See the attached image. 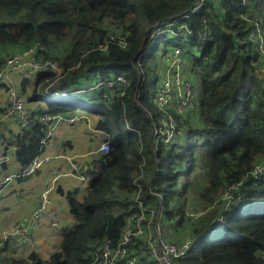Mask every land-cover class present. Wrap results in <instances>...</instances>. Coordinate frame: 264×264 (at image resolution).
Returning <instances> with one entry per match:
<instances>
[{"label":"trees","instance_id":"1","mask_svg":"<svg viewBox=\"0 0 264 264\" xmlns=\"http://www.w3.org/2000/svg\"><path fill=\"white\" fill-rule=\"evenodd\" d=\"M196 5L197 0H0V54L39 42L43 49L35 55L60 66L58 81L48 89L44 85L54 71L18 73L27 105L37 103L40 114L67 116L88 109L109 144L106 153L91 160L83 194L77 197L80 186L66 193L72 223L62 228L58 247L47 258L35 251L9 258L3 257L5 244L0 261L97 264L91 253L102 240L117 242L125 215L137 209L127 194L136 191L144 205L159 209L161 203L162 220L169 226L190 221L189 248L177 264L264 262V174L255 180L245 177L264 157V69L258 70L262 64L248 41L256 24L264 38V0H204L195 10ZM242 13L248 21L238 17ZM173 18L188 25L187 36L159 33L149 38ZM121 37L125 47L119 45ZM151 40L156 49L150 48ZM158 46L166 53L181 48L192 59L199 83L195 110L171 113L175 133L183 132L173 144L162 140L163 128L153 136L169 113L150 105L159 79L150 59ZM96 72L131 76L124 95L81 94L80 84L91 83ZM61 89L67 93L61 95ZM45 130L40 123L21 134L0 130L1 139L14 138L19 168L42 152L39 140ZM185 208L200 210V217L188 218ZM146 245L143 238L131 244L143 252L136 264H157L146 255Z\"/></svg>","mask_w":264,"mask_h":264},{"label":"built area","instance_id":"2","mask_svg":"<svg viewBox=\"0 0 264 264\" xmlns=\"http://www.w3.org/2000/svg\"><path fill=\"white\" fill-rule=\"evenodd\" d=\"M215 2L216 0H212ZM204 0H197L195 10L203 4ZM238 17L248 21L246 13L238 14ZM179 18L168 19L160 24L151 32L150 37L159 33H168L171 36L185 37L190 33L187 24L180 23ZM149 37V38H150ZM248 41L253 50L258 54V62L264 67V38L257 24L255 28L249 31ZM119 45L125 47L126 43L121 37ZM43 49V45L39 42L34 43L28 48L11 51L2 54V63L0 65V86L7 90L5 104L3 106L2 117H13L18 126L20 134L35 123H40L46 126L45 134L40 138V148L45 146L51 139L53 130L62 121H74L76 116H64L61 113H43L28 111L26 108V98L20 89L16 87L11 79V74L14 72L27 71V73H37L44 70H52L55 72L53 79L47 80V87L53 86L59 79L60 66L56 60L41 59L35 55V51ZM168 61L165 66L163 75H161L156 83L155 89L151 96L153 106L162 111H168L167 117L162 119V126L157 127L153 132L155 138L158 131L162 128L165 132V137L162 139L166 144L176 142L177 136H182V131L175 133V122L171 113L181 114L189 110H195L199 101V83L188 77L182 72L185 53L181 48L171 47L169 50ZM137 74H141L138 69ZM129 84V79L125 74H116L112 72L101 73L96 72L91 79V89L94 91H102L108 94L112 99L124 95L125 89ZM48 89V88H45ZM61 95L66 94V89L60 90ZM89 111L88 109H86ZM85 109L81 111L87 112ZM91 113V112H89ZM92 114V113H91ZM14 136V135H13ZM107 134L100 135L101 142L98 146V152L106 153L109 148ZM0 142L4 145L3 155L0 156V167L7 161L10 154L15 150L14 138L1 139ZM11 142V144H10ZM49 159V157H41L36 155L25 166L7 172L0 178V189L9 184L13 179L25 178L33 175L40 168L41 164ZM264 174V157L257 160L245 177L251 180L258 179ZM74 176L78 180L85 182L90 178L89 168H76ZM231 185V188H236L239 183ZM49 189L43 190L36 200L33 209L31 210L27 221L13 227L10 231H3L0 235V249L9 241L13 242L17 247H30L33 245V229L41 225L44 216L47 214L46 203L48 202ZM230 194V191H228ZM137 209L130 210L125 215L124 226L120 237L116 243L111 244L108 240H102L91 253L92 263L97 264H136L138 256L143 254L142 251L137 252L131 248V244L138 238H143L146 242V255L154 260L157 264H177L179 258L185 255L189 248V241L176 243L169 241L164 230L160 227L159 220H155L150 225V210L147 205L141 203L138 199L139 194H135ZM185 215L190 219H197L201 215L198 209H186ZM53 225H56L53 222ZM260 257L264 259V249L260 252ZM264 264V262L262 263Z\"/></svg>","mask_w":264,"mask_h":264},{"label":"crops","instance_id":"3","mask_svg":"<svg viewBox=\"0 0 264 264\" xmlns=\"http://www.w3.org/2000/svg\"><path fill=\"white\" fill-rule=\"evenodd\" d=\"M170 48H168V50ZM10 50L11 48L6 49V51ZM1 55L2 53L0 54V57ZM168 55L169 52L167 51V53L165 54L164 66H161V69L158 71H161L160 75H163L164 73L165 66L168 61ZM188 60L189 59L186 54L184 57L183 73L186 77L195 81L197 78L194 76V74H192L191 70L187 71L185 69V64H187ZM22 72H24L25 75H31V73H27V71ZM17 76L18 73L14 72L11 74V79L16 85V87L20 89L19 80L17 79ZM83 83H86V85L84 86H87L88 81ZM1 87L2 89L4 88L3 90L6 89L3 86ZM2 89H0V107L4 106V102L6 100L7 95V91L5 90L4 92ZM89 89H91V87H89ZM81 94L83 93L81 92ZM26 108L32 112H39V110L41 109V107H39L38 104L35 102H31L27 105V101ZM81 111L82 110H80V113L77 115H71V117H77L74 121L70 122L64 120L59 123V125L53 130L51 139L48 141V143L45 144L42 152L40 153L41 157H49V159L45 160L40 166L41 168L46 164V167L44 169V176L41 179L38 178L34 180L33 187L30 190L33 193L32 201L30 206L25 210V218L21 222L23 223L25 220L27 221L31 210L35 205L36 200H38L39 194L43 190L49 189V200L46 203L47 214L44 216L41 225L33 229V245L30 247L17 248L13 242L9 241L8 243H6V245L8 246L5 250L3 257L10 258L11 256L15 255V253L35 251L40 257L47 258L48 254L53 249L58 247V244L61 239L62 228L71 225L72 217H70V214L68 213L69 216H65L62 214L64 212V207L61 205V197L64 194L66 198L67 191L72 190L76 186H80L81 188L77 195H79L80 197L83 194V191L85 190L84 186L86 185L87 181L82 182L78 180V178L74 176L75 169L92 168L91 160L96 154H98V146L101 142V130L95 128L94 126L95 119L93 113L91 111L86 110L87 112H84L83 114L81 113ZM89 112H91L92 114ZM0 130L4 133V135H8L9 133L15 134L19 132V126L17 124L16 127L15 119L13 120L12 118H3L1 112ZM3 150L4 145L0 142V156L3 155ZM14 151L15 150H13V152L10 154L7 161L1 165L0 178L4 172L13 171L20 167L16 160H14ZM5 186H3L0 190H2ZM3 194L5 196V203H8L10 200H13V202L17 203L22 202L26 199V193L21 190L20 186L16 187V185L10 186V188L6 189ZM145 205H147L150 210V225H152V223H154V221L157 219L160 223L163 224L164 221L162 220L161 203L159 209L156 208V206L154 205ZM186 209L194 208H185V210ZM45 219H49V223L43 224V221ZM53 222H55L56 225H53ZM13 227H15V225H9L7 230L2 229V231H10ZM166 237L168 238V234ZM0 264H4V262L1 260Z\"/></svg>","mask_w":264,"mask_h":264},{"label":"rangeland","instance_id":"4","mask_svg":"<svg viewBox=\"0 0 264 264\" xmlns=\"http://www.w3.org/2000/svg\"><path fill=\"white\" fill-rule=\"evenodd\" d=\"M139 28H140V37L142 38L144 28L141 25ZM114 32L119 33L117 30ZM153 36L150 37V39L153 38ZM154 44H155V41L151 40L149 42L150 48L155 46V49H156V44L155 45ZM60 46H63V45H60ZM163 51H164L163 47L158 46L157 50L154 53V57L150 59L152 62L154 61V63H155L154 70L156 73L161 69V66H164V63H165L166 52L165 51L163 52ZM154 58H155V60H154ZM191 62H192V59L187 61V64H185V69L187 71L191 70L192 74H194L193 65ZM261 69H264V67L259 65L258 70H261ZM139 70L141 71L140 68H139ZM160 72L157 73L159 77L161 76ZM182 72H183V67H182ZM18 76H20V75H18ZM194 76L196 77L197 75L194 74ZM130 77H128L129 80H131ZM84 85H86V83L80 84L81 90H84V92H82L83 94L92 93V92L94 93V91H92L93 89H89L90 82H88L87 86H84ZM42 87H43V85L40 87V89H42ZM44 88H48V87L44 85ZM150 101H151V98H150ZM150 105L152 108H155L151 102H150ZM28 111H29V109H28ZM11 118L14 120L13 117H11ZM15 125L17 127L16 120H15ZM72 128H74V127H72ZM13 157L15 160V156H13ZM45 167H46V164L44 166H42L36 173H34L30 177L13 179L9 185L5 186L2 190H0V235L3 233L2 229L7 230L9 225L18 226V225H22L26 222V220H25L23 223H21L25 218V210L30 206L31 201H32L33 193L30 190L33 187L34 180L38 179V178L41 179L44 176ZM7 172L8 171L4 172L1 175V177L3 175H5ZM13 185H16V187H19V186L21 187V190H23V192L26 193V199L23 200L22 202H17V203L13 202V200H10L8 203H5L4 202L5 196L3 193L6 189L10 188V186H13ZM135 194H137L136 191H135V193L127 194L128 201L133 200L135 197ZM77 197H79V195H77ZM60 201H61V205L64 207V212L62 214L65 216H69V214H70V212L68 211L69 206H68V202H67L64 194L62 195ZM70 217H71V214H70ZM45 223H49V219H45L43 221V224H45ZM160 227H162L166 236L168 234L169 240L171 239L172 241H176V242L180 241L179 243H182L185 240L190 239V234H191L190 232L192 229H191V223L189 220H186L179 227H171L164 221L163 224L160 223Z\"/></svg>","mask_w":264,"mask_h":264},{"label":"clouds","instance_id":"5","mask_svg":"<svg viewBox=\"0 0 264 264\" xmlns=\"http://www.w3.org/2000/svg\"><path fill=\"white\" fill-rule=\"evenodd\" d=\"M57 62H58V61H57ZM141 72H142V71H141ZM17 73H19V72H17ZM31 74H33V73H31ZM157 81H158V80H157ZM80 91H81V92H84V90H81V89H80ZM66 93H67V92H66ZM62 115H63V114H62ZM99 153H100V152H99ZM90 171H91V169H90ZM87 182H88V181H87ZM184 212H185V211H184ZM187 241H189V240H187Z\"/></svg>","mask_w":264,"mask_h":264}]
</instances>
